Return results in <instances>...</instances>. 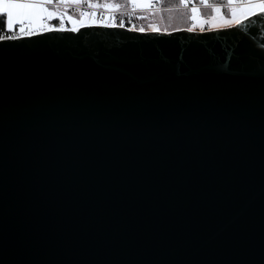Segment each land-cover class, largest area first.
<instances>
[{"label": "water", "instance_id": "obj_1", "mask_svg": "<svg viewBox=\"0 0 264 264\" xmlns=\"http://www.w3.org/2000/svg\"><path fill=\"white\" fill-rule=\"evenodd\" d=\"M69 25L0 42L4 264H264V22Z\"/></svg>", "mask_w": 264, "mask_h": 264}, {"label": "snow or ice", "instance_id": "obj_2", "mask_svg": "<svg viewBox=\"0 0 264 264\" xmlns=\"http://www.w3.org/2000/svg\"><path fill=\"white\" fill-rule=\"evenodd\" d=\"M153 0H0V16L3 20V32H0V42L6 40L4 32L12 31L17 28L20 32V39H31V30L33 27L41 29L42 35H47L44 28H55V25H49L47 21L53 18L63 21L68 19L73 25L71 31L73 34L78 32L77 26L89 16L97 15L96 11L83 12L81 11L79 18L69 16L66 10L52 7V5H80L86 4L90 8H105L100 15L107 19H114L108 14V9L118 6L120 3L137 5L142 3H151ZM159 2V0H157ZM180 3H187L188 0H179ZM205 5H213L214 0H200ZM228 5V16L221 19H227L233 22L239 28H244L248 24H255L257 21L264 22V0H224ZM197 10L194 8L193 12ZM218 9L213 7V15L208 18L209 22H213L218 14ZM250 17V19H248ZM197 17L192 16L195 21ZM244 23H241V20ZM94 24H100L102 21H93ZM64 25L60 24L59 30H63ZM140 34H146L144 29H140ZM170 35L171 33H156ZM264 72V68L261 69ZM4 251L3 239L0 237V256ZM0 264H4L3 259H0Z\"/></svg>", "mask_w": 264, "mask_h": 264}, {"label": "rangeland", "instance_id": "obj_3", "mask_svg": "<svg viewBox=\"0 0 264 264\" xmlns=\"http://www.w3.org/2000/svg\"><path fill=\"white\" fill-rule=\"evenodd\" d=\"M188 3H189V0L187 3H183V4L181 3L178 7H176L174 9V11L172 13H166L165 11H164V13H162L163 12L162 10L159 11L157 19H164L165 18V19L175 20V18H177L181 13H184V12H186L187 9H190V12H191V14H190L191 20L190 21L188 18L187 19L185 18V20L182 21L181 23H175V24H172L171 26L186 25L185 26L186 28L202 30L203 27H205V26H207L209 28H214V27L224 26V23H226V24L232 23V22H229L227 19H221V16L227 17V15H222L221 13H218L216 15V18L213 22H209L208 18L213 15V7L219 9V8H221L220 4L205 5V4L200 2L201 3L200 7H198L196 5H192L191 7L189 6V8L184 7V5H188ZM123 4L124 3H120L118 6L107 10L108 14L110 16L114 17V19H107V18L102 17L100 15L101 12L105 11V8L103 6H100V8H98V9L97 8H90L86 4L52 5V7L59 8L61 10H66L69 16H75L76 18H79L81 11H83V12H86L89 10L90 11H96V12H98V16H100L103 20L109 21V23H113L116 16H119L120 20L124 21V19L128 15H130L128 17L129 20H132V18H133L139 22V18L141 17V13H143V11L146 13L147 11H150L152 9V7H149V3H142V4H137V5H131V4L123 5ZM226 7L228 8L227 4H226ZM194 8L197 10L195 13L193 12ZM209 11H210V13H209ZM193 15H195L197 17V19L195 21L192 20ZM47 23L50 25H54V24H58V23L67 24L65 19L63 21H60V20H57L55 18L47 21ZM87 23L94 24L93 22H89L88 17H87L81 22L80 25L87 24ZM118 24H119V22H118ZM120 24L126 26L124 23H120ZM146 25H147L146 29H149V30H152V29L164 30V24L160 20L156 21V22H148ZM127 27L135 28L133 25H129ZM135 29H141V28H135ZM146 29H144V30H146Z\"/></svg>", "mask_w": 264, "mask_h": 264}, {"label": "trees", "instance_id": "obj_4", "mask_svg": "<svg viewBox=\"0 0 264 264\" xmlns=\"http://www.w3.org/2000/svg\"><path fill=\"white\" fill-rule=\"evenodd\" d=\"M154 2L156 3L157 7L152 8L150 11H147L146 13L143 11V13H141V17L139 18V22L136 19L129 20L128 17L130 15H128L124 21L120 20L119 16H116L115 20L113 21L114 23H124L126 26L129 25H133L135 28H141V29H146L147 28V23L148 22H156V21H162V23L164 24V30H172V29H176V28H180V27H185L186 25H181V26H171L172 24L175 23H181L182 21L185 20V18L189 19V21L191 20L190 18V9H187L186 12L181 13L177 18H175V20L172 19H157L158 18V13L159 11H163L162 13H164V11L166 13H172L174 11V9L176 7H178L181 3L179 2V0H159V2H157V0H154ZM214 4H220L221 8H219L218 13H221L222 15H227L228 16V8L226 7V3L224 2V0H214ZM213 4V5H214ZM123 5H128V4H123ZM192 5H196L198 7L201 6L200 0H189L188 5H184V7L189 8V6L191 7ZM181 7V6H180ZM210 13V11H209ZM75 17V16H73ZM3 20L4 18L2 16H0V32H3ZM120 20V21H119ZM65 21L67 22V24H69V20L65 19ZM224 25H228L226 23H224ZM209 27L205 26L203 27V29H207ZM6 33L5 35H8L7 33H11L9 31L4 32Z\"/></svg>", "mask_w": 264, "mask_h": 264}, {"label": "built area", "instance_id": "obj_5", "mask_svg": "<svg viewBox=\"0 0 264 264\" xmlns=\"http://www.w3.org/2000/svg\"><path fill=\"white\" fill-rule=\"evenodd\" d=\"M149 7H152V8H155V7H157V5H156V3L154 2V0H153V2H151V3H149ZM90 11V10H89ZM89 11H86V12H89ZM87 18V17H86ZM102 21V23L103 24H118V23H109V21H106V20H103L100 16H98V12H97V15H95V16H89L88 17V21L89 22H93V21ZM60 24H63L64 25V28H70V25L68 24H65V23H58V24H54L55 25V28H59V26H60ZM120 24V23H119ZM50 25V24H49ZM45 29H48L47 27L45 28ZM4 35L6 34V33H3ZM8 35H5V36H14L15 34H13L12 32L11 33H7ZM16 35H18V34H16Z\"/></svg>", "mask_w": 264, "mask_h": 264}, {"label": "crops", "instance_id": "obj_6", "mask_svg": "<svg viewBox=\"0 0 264 264\" xmlns=\"http://www.w3.org/2000/svg\"><path fill=\"white\" fill-rule=\"evenodd\" d=\"M233 23V22H232ZM45 29V28H44ZM41 29L40 28H38V27H33L32 28V30H31V33H34V32H38V31H40ZM9 32H12L13 34H19L20 35V32H19V29H18V27L17 28H15V29H13L12 31H9Z\"/></svg>", "mask_w": 264, "mask_h": 264}]
</instances>
